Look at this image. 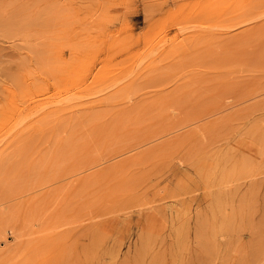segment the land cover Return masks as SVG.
Segmentation results:
<instances>
[{
	"label": "rangeland",
	"instance_id": "374dc122",
	"mask_svg": "<svg viewBox=\"0 0 264 264\" xmlns=\"http://www.w3.org/2000/svg\"><path fill=\"white\" fill-rule=\"evenodd\" d=\"M0 138V264H264V0H0Z\"/></svg>",
	"mask_w": 264,
	"mask_h": 264
},
{
	"label": "bare ground",
	"instance_id": "6f19581e",
	"mask_svg": "<svg viewBox=\"0 0 264 264\" xmlns=\"http://www.w3.org/2000/svg\"><path fill=\"white\" fill-rule=\"evenodd\" d=\"M61 101V100H60ZM37 102V101H36ZM58 102V101H57ZM80 102V101H79ZM46 103V102H45ZM65 103V102H64ZM68 104V103H67ZM45 105V104H44ZM60 105V104H59ZM42 106V105H41ZM24 107V106H23ZM43 107V106H42ZM51 107V106H50ZM44 108H46V106L44 107ZM44 108H42V109H44ZM48 108V107H47ZM38 109V108H37ZM42 109H41V107H40V109L39 110H41L42 111ZM35 112H37V110L35 111ZM39 113V112H38ZM37 113V114H38ZM35 114V113H34ZM2 129V128H1ZM11 132H13V131H11ZM11 133H9V135H10ZM5 137H7V135H5ZM0 139H2V138H0Z\"/></svg>",
	"mask_w": 264,
	"mask_h": 264
}]
</instances>
